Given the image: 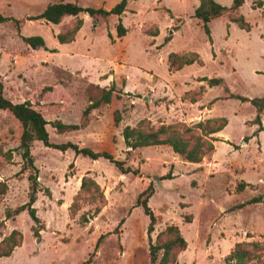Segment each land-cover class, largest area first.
I'll return each instance as SVG.
<instances>
[{
    "label": "rangeland",
    "instance_id": "1",
    "mask_svg": "<svg viewBox=\"0 0 264 264\" xmlns=\"http://www.w3.org/2000/svg\"><path fill=\"white\" fill-rule=\"evenodd\" d=\"M62 1L110 10L120 0H0L1 16L22 21L0 24L3 95L12 103L29 101L43 112L51 144L70 142L108 152L131 172L121 175L107 160L93 161L35 141L31 155L38 183L50 194H37L38 223L26 211L7 218L8 210L28 201L30 173H19L21 151L9 136L2 152L11 150V159L0 153V184L7 187L0 194V242L17 231L21 245L10 257L0 258V264H82L99 238L91 264H150L149 245L170 224L179 227L187 243L177 257L180 264H226L237 243L264 246V112L258 125L250 103L229 98L230 93L249 99L264 96V2L253 9L246 0L239 9L251 24L250 32L230 23L228 15L212 20L211 43L193 16L196 0H129L120 17L91 19L81 13L83 26L75 41L59 44L57 34L70 27L73 18L58 25L26 19ZM215 1L227 7L233 2ZM119 19L126 28L123 37L116 33ZM32 36L42 37L47 50H33L22 39ZM188 52L198 53L203 65L170 71L168 55ZM202 78H222L228 92L224 86L210 88ZM110 88V102L84 115ZM216 117L226 118L228 125L214 151L198 164L186 162L166 145L127 153L122 137L124 127L140 122L154 128L181 123L190 127ZM56 121L80 129L58 134ZM16 129L11 117L0 112V135ZM168 173L172 179L162 180ZM85 176L100 186L107 200L87 223L80 217L90 215L94 204L81 201L78 212L70 215ZM149 185L154 190L148 200L155 218L151 234L149 217L136 206Z\"/></svg>",
    "mask_w": 264,
    "mask_h": 264
},
{
    "label": "trees",
    "instance_id": "2",
    "mask_svg": "<svg viewBox=\"0 0 264 264\" xmlns=\"http://www.w3.org/2000/svg\"><path fill=\"white\" fill-rule=\"evenodd\" d=\"M129 0H120L110 10L103 8H82L76 2H57L48 4L45 9L36 16H30L27 21L44 20L48 23L58 25L64 18L71 17L74 19L72 25L66 28L65 31L57 34L56 38L59 44H69L74 42L75 37L79 30L83 26V20L79 18L81 13L87 14L91 19L101 17L106 19L109 16L120 17L126 12ZM199 4L194 11V18L202 22V28L207 35L210 43L211 30L209 24L212 20L219 18L223 15H228L230 23H235L239 29L246 32L251 31V24L248 23L244 16L239 13V9L245 3L246 0H233L232 4L227 7L217 3L215 0H198ZM253 3V9H260L263 6L264 0H250ZM14 20L16 24H22L21 20L11 19L0 15V24ZM116 33L118 37H123L126 33V28L122 25L121 20L116 27ZM156 34L155 36H157ZM23 41L29 45L33 50L44 49L45 41L40 36L23 37ZM171 41V37L165 38L164 43ZM53 52V51H52ZM168 68L172 72L181 70L185 66L197 64L203 65V61L200 55L196 52H188L184 54L171 53L167 58ZM201 82H206L207 85L212 87L224 86V90L228 92V88L225 86L222 78H202ZM4 85L2 77L0 76V112L6 113L11 117L17 129L15 132H4L0 135V153L7 160L11 159V150L2 152V147L8 145L7 138L11 136L12 142L18 144V149L21 151L20 156L23 161V165L20 174H24L29 171L27 176L28 181V201L17 207L13 211H7L6 217L11 218L17 216L22 212H27L31 220L34 223L39 222V218L36 215V209L34 204L37 201V194L44 192L49 195L50 192L47 188L43 189L38 183L37 169L34 166V160L31 155V145L35 141H40L45 147L54 148L59 151L65 152L72 150L76 156L87 157L93 161L104 159L113 164L120 172L121 175H125L131 172L129 168L124 167V161L116 160L108 152H95L86 147H78L73 143L65 144H51L49 142V135L46 130L48 122L45 119L43 112L40 109L34 107L29 101L22 103H12L6 99L3 95ZM113 88L104 91L100 100L92 102L89 107L84 111V115H88L92 110L100 106V104H108L111 100ZM195 95L191 98L192 103L198 102V97ZM229 98L236 99L241 102L250 103L256 110L254 122L258 125L261 124V115L264 112V96L259 98L249 99L240 95L229 94ZM114 122L119 123V116L114 113ZM228 125V121L224 117H216L199 121L193 125L186 126L185 124L176 125H160L158 128H154L149 123L140 122L136 127L126 126L122 130V137L125 142L127 153L137 148L152 147V146H169L171 150L182 157L186 162L198 164L202 159L212 153L215 149L214 143L218 141V138L214 135L223 131ZM53 127L58 134H64L80 129L78 125H65L60 121L53 123ZM171 174H166L162 180H171ZM243 187V184L239 186ZM7 187L5 184H0V194L5 193ZM154 190L149 185L137 198L136 206L142 207L144 214L149 217L150 224L148 226V233L153 232V226L155 223L154 215L148 206V200L153 195ZM142 196H145L142 199ZM81 201H85L88 204H94L95 209L90 215H81V221L87 223L90 219L95 218L101 210L107 205V200L104 197L100 186L90 177H83L79 192L74 197L73 203L70 207V215L74 216L81 206ZM88 216V217H87ZM186 223H190V216L184 217ZM21 235L17 231H13L7 238L0 242V258L10 257L16 247H20ZM101 238L98 239L94 246V250L90 257L82 264H91L96 252L99 248ZM187 243L181 235L180 229L174 224L166 226V228L160 232L154 243L149 245V261L150 264H156L158 260V253L162 252L161 258L158 264H180L177 260L178 254L186 250ZM226 264H264V246L258 242L254 243H237L231 252L225 257Z\"/></svg>",
    "mask_w": 264,
    "mask_h": 264
},
{
    "label": "crops",
    "instance_id": "3",
    "mask_svg": "<svg viewBox=\"0 0 264 264\" xmlns=\"http://www.w3.org/2000/svg\"><path fill=\"white\" fill-rule=\"evenodd\" d=\"M198 4H199V1L198 0H196V6H198ZM80 31V30H79ZM79 33V32H78ZM77 33V34H78ZM77 36V35H76ZM75 39H76V37H75ZM75 41V40H74ZM75 54H71L70 56H74ZM84 71V70H83ZM85 72V71H84ZM66 125V124H65ZM227 127V126H226ZM220 133V132H219ZM219 133H217V134H215L214 136L215 137H217V138H219L221 135L219 134ZM216 143V142H215ZM76 145V144H75ZM78 146V145H77Z\"/></svg>",
    "mask_w": 264,
    "mask_h": 264
},
{
    "label": "water",
    "instance_id": "4",
    "mask_svg": "<svg viewBox=\"0 0 264 264\" xmlns=\"http://www.w3.org/2000/svg\"><path fill=\"white\" fill-rule=\"evenodd\" d=\"M155 180H158L157 177L154 178Z\"/></svg>",
    "mask_w": 264,
    "mask_h": 264
}]
</instances>
